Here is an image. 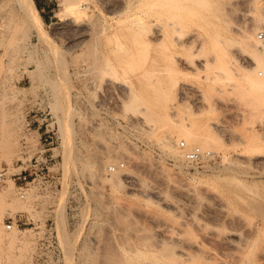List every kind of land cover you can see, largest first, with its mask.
Here are the masks:
<instances>
[{"label":"rangeland","instance_id":"1","mask_svg":"<svg viewBox=\"0 0 264 264\" xmlns=\"http://www.w3.org/2000/svg\"><path fill=\"white\" fill-rule=\"evenodd\" d=\"M35 1L52 10L46 15L39 9L45 36L19 0H0V108L7 116L19 112L18 144L0 165L8 172L0 193L10 191L11 206L0 224V264H105L110 240L145 246L151 250L146 263L164 243L178 264H264V220L249 205L264 202V88L242 81L245 68L222 67L228 58H219L230 47L243 67L251 66L240 43L246 30L254 29V40L264 31V0H211L219 8L215 16L201 8L183 35L163 37L152 34L164 24L154 14L163 0H84L88 10L78 20L58 14L62 0ZM188 60L197 67L188 68ZM132 89H147L152 107L164 105L171 124L123 106ZM185 124L211 140L213 159L181 167L163 149L159 138ZM46 128L56 134L49 138ZM110 150L121 152L114 155L117 163L109 160ZM131 158L154 169L134 168L144 184L102 181L127 171ZM42 159H48L45 175L21 198L13 174ZM99 165L102 171L94 174ZM226 177L257 182L260 189L232 194L235 184ZM13 219L26 224L9 230ZM197 238L202 250L192 247Z\"/></svg>","mask_w":264,"mask_h":264},{"label":"bare ground","instance_id":"2","mask_svg":"<svg viewBox=\"0 0 264 264\" xmlns=\"http://www.w3.org/2000/svg\"><path fill=\"white\" fill-rule=\"evenodd\" d=\"M163 1H164V4L163 3H156L155 8H154V14L159 19V22L161 20V22H164V24L159 23L158 25H156L157 29H154L153 33H152L154 35L161 36V37L169 35L170 32H172V34H176V35H179V36L183 35L187 24L192 22V21H194V19L197 16H199V9H201V8L209 10L210 14L212 13L211 15H213V16H215V14H216V10L215 9H219V8H216V7H215V9H213L214 6H213L211 0H163ZM19 2H20V5L26 11L29 19H31V21L33 22L34 28H36L37 31H39V33L41 35H43V36L47 35L48 32L44 28V26H45L44 25V19H43L42 15H41V12H40V10L38 8V5H37L36 1L35 0H19ZM210 3H211L212 8L209 5ZM61 4L63 6V10H62L61 14L60 13H58V14L59 15L63 14V16L71 15L77 20L81 19L86 14V12L88 10V4L85 3L84 0H62ZM148 32L151 33L150 30H148ZM170 35H171V33H170ZM240 44H241L242 49L245 50V51H242V53L250 52V53H248L246 55L244 54V55H245V57H249L250 62H251V66L249 68L243 67V65L241 64V61L239 60V57H237V56L235 57V55L233 56L232 55V52H233L232 49L230 47H228L229 49L224 52L226 56H224V53H223V55H221L219 57L221 62L222 61L224 62L225 59L228 58V60H227L228 62L227 61H225L224 63L222 62L223 64H225V66H222V67H226V66L228 67L230 64H235L236 66L239 65L242 69L245 68V70H244L245 73H243V74L240 73L241 80L242 81H246V82H250L251 86H252V84H256V86L258 85L257 86L258 88H260L262 86L260 89L263 90V88H264L263 87L264 86V49L261 47V44L257 40H254V29L246 30L244 32V34L242 36V41H241ZM225 45H228V42H225ZM249 49H252V51H248ZM229 55H231V56H229ZM228 56L230 57V59H229ZM206 63L208 64L209 62H206ZM186 65H187L188 68H192V69L193 68L195 69L197 67L189 60L186 62ZM230 66H233V65H230ZM142 80L147 81L148 78H142L141 81ZM126 87L127 86H125V88ZM254 88L256 89L255 85H254ZM260 89H258V90H260ZM147 91H148L147 89L145 91H143V92H140V93L139 92L138 93L135 92L133 89L130 90V92L128 91L129 92L127 94L128 95L127 96L128 102H124L125 101L124 100L122 102V105L125 106L128 110H131L133 112L135 111L134 113L140 112L143 109L144 112L146 111L145 115L150 117L152 119V121H155V122H157L158 124H160L162 126H167V125L171 124L170 123L171 119H169L168 116L163 112L164 108L161 109L162 108L161 106H164V105L160 104L161 101L159 103L156 102L157 105L160 104L161 108L159 106H156L157 108H153L152 104L150 102V99H149V94H148ZM1 105H2V101H0V107H1ZM154 105H156V104H154ZM7 114H8V110L6 108L5 109L4 108H0V165L2 164L3 161L10 160L9 158L12 155V148L15 147L16 143L18 144V139L16 138V136H17V134L19 132V123H18L19 112H18V109H17V112L12 113L11 116H7ZM148 125L149 124H147V126ZM188 127L186 126V124L177 126L176 128L172 127V128H174V130H173L174 131V135H171V136L168 135V136H165L164 138H159V140L161 139V141H162V143H161V141H160V143L162 144L163 149L168 152V155L170 157L174 158L178 163H180L181 167H184L186 164L187 165L192 164L191 162L188 161V159L186 157V152L192 150L194 148L193 147L194 144H198L199 145L198 147H201L205 152H210L207 149V146L209 145L207 142H210L211 140L209 138H200L199 137L200 134L198 135L197 133H195L196 131L194 132ZM193 127L194 126L192 125V128ZM149 128H150V126H149ZM151 129H153V128H151ZM150 131H152V130H149L147 133H150ZM153 132H156V134H157L158 131L157 130L156 131L153 130ZM156 134H154L155 137L158 136ZM159 135H161V134L159 133ZM203 137H206V136H203ZM181 139H183V141H180ZM208 139H209V141H208ZM178 141H180L179 142V147H180V144L182 142H185L187 144L186 150H183V149L180 148L181 149V151H180L176 147V143ZM195 147H197V146H195ZM112 151L113 150H110L111 153H112ZM120 153L121 152L118 153L117 151L115 152V150H114L112 154H109L110 155L109 156V160L111 162L117 163L116 158H117V155L119 156ZM115 154H116V158H114ZM206 160H207V158L204 159V161H206ZM130 163H132L133 165H131L130 168L127 171L123 172L121 170V171H119L117 173H112L108 177L102 179V181L104 180L105 182L111 184L113 187H118V186L120 187L122 185V181H123L124 178H127V179L130 178V179H135V180L137 179L139 181V183L142 182V184H144L145 183L144 180H141V178L137 177V175L135 174L134 171L136 169L138 171V169H141V167L145 168V169H148L147 164H145L143 162H142L143 163L142 164L136 158H131V162ZM91 165H93V164H91ZM189 166H191V165H189ZM134 168H136V169H134ZM94 170H95L94 174L95 173L100 174V172L102 171V165L97 166ZM149 170H151V172H152V170H154V169L153 168L150 169V166H149L148 171ZM158 174H159V172H158ZM98 177L101 179L102 176L100 177L98 175ZM158 178L162 179L163 182H166V180H167L166 179V175L163 176L162 174ZM233 178L234 179H232L230 177L229 179H231V181H233L235 186L232 188V190H231V187H229V189H228V191L230 190V193H232V194H241V193H244L246 191H256V190L259 191V189H260V188L257 189L258 188L257 182L255 184L249 185L248 183L238 179V177L237 178L233 177ZM160 179H158V180H160ZM216 179H218V177ZM219 180H220V178H219ZM223 180L226 181V179H223ZM138 181H136V182L138 183ZM229 181L227 183H229ZM142 184H140V186H139L140 188L139 189H141L143 191L142 188L147 189L148 186L146 187V185H145V187H142ZM234 184H232L230 186H233ZM153 188L151 187L150 192H151V190ZM148 190H149V187H148ZM156 190H157V188H156ZM153 191H154V189H153ZM153 191H152V193H153ZM156 193L159 196L160 201H163L164 203H166V206H167V204L170 203L167 200V196H166L167 194L165 195V193L161 192L160 190L158 192H156ZM190 193H188V195ZM193 195H192V198H193ZM243 195H245V194H243ZM9 196H10V191L9 190H7V191L5 190V192H2V194L0 193V224H1V220L3 219L2 215L7 211V207H11L9 205V203H7L8 202L7 200L9 199ZM198 197H199L198 195H197V197L195 195L194 198H198ZM202 198H204V197H202ZM263 198H264V195H263ZM240 199L242 200V198H240ZM5 203L8 204V205L6 206ZM164 203H163V205H164ZM158 204L162 205V203H158ZM252 204H249V205H251L252 207H255L256 210L258 209V211H256V212H259V215H261L263 220H264V202L262 204L259 203V202L258 203H254L253 205ZM146 206L147 205H145V207ZM138 208H139V211L141 210L142 213L145 212L144 214H146V213L149 214V212L151 213V211H149L148 209H147L148 212H147L146 209L143 210L144 207H142V208L138 207ZM148 208H150V207H148ZM210 208H212V207H210ZM141 212H139V213L142 214ZM117 221H119V220H117ZM125 221L126 220L124 218H123V220H121V222H123V223H125ZM165 235H167V234H165ZM147 236L150 237L149 235H147ZM142 238L145 239V237H141V240H143ZM150 238H146V241H144V242L147 243L148 239L151 240ZM160 238H161L160 240H162V241L166 240L164 234L161 235ZM170 239H171V237H170ZM190 239L191 238L188 239L189 242L185 241V243L188 242L191 245ZM204 239H206V238H204ZM17 240H19V239H17ZM109 240H107V241H109ZM198 240H201V239L197 238L196 242L193 240L195 243L192 242L193 243L192 247H195V248H197L199 250H202V248H204L205 245H204V243L202 241H198ZM111 242L112 241L110 240V242L106 243V246L104 247L105 248V252L103 254L104 255L103 257H105V261L103 260V262H105V264H178V263H180L178 260L177 261H175V260L172 261L171 260V257L173 258V252H174V251L171 252V250H169L171 248L170 247L171 245H166V244L163 243V245L158 246V248L160 247L159 248L160 250H158L159 252L157 251L155 253L153 252L154 254L152 253V255H154L153 256V258H154L153 262L152 263H146V262H144L143 259L148 256L149 251L151 252V250H147V251L144 250V248H146L145 246H144V248L140 247L138 245L123 246V245H117L116 244V246H114L115 245V244L113 245L114 242H112V243ZM148 242H150L152 244V245L150 244V247H155L157 249V245L153 246L154 244L152 243V241H148ZM224 242L226 243L227 241L225 240ZM142 246H143V244H142ZM181 253L183 255H187V256L191 255L190 253H188V252H186L184 250ZM175 254L177 255V253L174 252V255ZM192 256H193V254H192ZM149 260H151V258ZM186 264H191V263H186ZM192 264H197V263L193 262ZM198 264H200V263H198Z\"/></svg>","mask_w":264,"mask_h":264},{"label":"built area","instance_id":"3","mask_svg":"<svg viewBox=\"0 0 264 264\" xmlns=\"http://www.w3.org/2000/svg\"><path fill=\"white\" fill-rule=\"evenodd\" d=\"M257 41L261 44V47L264 49V31L259 32L257 34ZM46 129L47 130L45 132V135L49 138H52V135L56 134L54 128L52 130H48V128ZM180 148L186 150L187 144L185 142H182L180 144ZM186 157L188 161L192 164H200L204 161L205 158H207V160L213 159L215 155L212 152H205L201 147H194L192 150L186 152ZM47 161L48 159H42V161L37 160L35 165L31 164L28 168H24V170H21L19 173L13 174L12 178L17 186L21 198H26L27 191L30 185L35 182L38 178H41V176L45 175V163H47ZM29 171L35 172L29 173ZM7 174L8 172L5 169L0 171V183L5 181ZM33 176H35V179L34 181H31V177ZM24 224L26 223H24L22 219L9 220L8 229L12 230L14 227H20Z\"/></svg>","mask_w":264,"mask_h":264},{"label":"crops","instance_id":"4","mask_svg":"<svg viewBox=\"0 0 264 264\" xmlns=\"http://www.w3.org/2000/svg\"><path fill=\"white\" fill-rule=\"evenodd\" d=\"M38 5V8L42 11V12H45V13H47L46 15H49V13H51L52 12V10H50V7L49 6H47V4H45V3H38L37 4ZM46 18H52L51 16L49 17V16H46Z\"/></svg>","mask_w":264,"mask_h":264}]
</instances>
